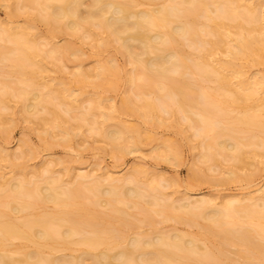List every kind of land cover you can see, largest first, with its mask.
<instances>
[{"label": "bare ground", "instance_id": "obj_1", "mask_svg": "<svg viewBox=\"0 0 264 264\" xmlns=\"http://www.w3.org/2000/svg\"><path fill=\"white\" fill-rule=\"evenodd\" d=\"M1 1L10 3L11 7L12 5L17 7L21 4L23 5L24 9L25 7H27L26 9H28V5H33L32 7L38 8V12H43V15H41V17L43 16V20H45L49 27V31L47 33V35H49V38H47L45 44L51 46L48 47L49 51H46L49 55L46 52L43 53H46L45 55H47V58L50 56L57 57V55L60 54L61 57H59V59L62 63V66L65 65L64 63H67L66 59H68V55L72 56L78 51L75 50V53L71 52L73 54L66 53L68 51H71L69 42L64 43V45L60 47H57V45L55 44H53L52 46L49 40L51 37L57 35V31L59 33L66 32L68 36H71L70 38H72V36L77 37L80 35H84V37L92 40L93 47L99 50L100 48H108L114 42L117 43V50H119V52L127 57L132 63L133 70L130 71L131 73L129 72L128 74H126V83L128 82L129 84H136L137 87L139 86V89V84L144 80L145 83H141V88H143L146 83L148 87L151 85H159L160 87L158 89L165 90L163 92H166V94L164 96L162 94V96L164 98H168L169 101L171 100L173 102L172 104H174L173 107L175 108L174 109L169 107V104L171 102L169 103L166 98L165 99L167 101H160V97L159 99H156L158 100L156 101L153 100L154 98L152 99V96L151 99H146L148 95L144 97L145 99L141 100L142 102L140 103V105L136 106L133 103V100H131L132 98L128 96L129 94L127 93L125 98L121 102L120 107L116 110L118 113H129L136 110L146 122H150L152 124H154L155 122H157L158 124H164L165 121L162 119V115L160 116V113H170V116L175 117V115H173L174 111L179 112L181 114V119L183 118L184 121L186 119L189 124L198 123L200 138L202 139V143L204 142L203 145L201 143L200 146L203 147L202 150L204 149L205 153L206 151H211V148L216 147L217 151L221 150V152H230L226 155H228L229 157L230 154H232L230 158L232 157L231 160H236L237 164L247 163V160L244 161L245 154L242 152L244 150L241 149V147H245L247 143L245 144L244 142L240 141L244 139L242 137H240L242 139H237V137H239V134L237 132L243 131L244 133L249 128H256L257 130H260V132H263L264 130V74H258L257 77L254 78V80L248 81V79H244L243 72L237 64L239 61H243L244 63H247L249 65H255L264 61V28L262 27L261 23L262 17L260 15V11L256 8V6L246 3L245 0H175L176 3L172 2L174 0H171V3L169 2V5H162L158 8L147 7L144 9H137V7H139L143 3L152 4L154 0ZM19 1L22 3L19 4ZM172 3L181 7H183L184 5L187 7L178 9L179 7L175 8V6H171ZM210 5H213L215 7L214 10H211ZM20 7L18 9H21ZM188 8L191 11L193 9L192 13L191 11H188ZM195 9L197 12L199 11L201 14H203V16L201 15L203 19L205 18V25L200 23L204 28V32L201 31V33L203 32L204 34L203 37L200 36L201 33L199 34L197 30L199 29L197 28V17H200V14L198 15L197 12L194 13ZM189 14L192 15L191 18L189 17ZM32 28V26L27 24L26 26L22 27L17 25L0 24V35L2 34L1 36H3V39L5 38L7 42L11 43V45L13 44V47L7 49V51H2L3 49L0 48V65L3 64L6 60H10L6 75H8V77L15 76V78L18 80L17 83L24 86L22 89H20L21 86L19 87L18 85H15L13 89L18 86L19 90L15 91L14 94L12 93L13 91H11L12 89H9L11 93L7 90L8 86L6 89V84L2 86L4 87V90L2 89L3 91L0 92V128L5 129L4 125H6V118L8 116L6 115L7 117H5L3 111L13 109V105H10V99L14 96L15 98L18 97V100H21H19L20 102H17L18 104L16 103L21 112H24L31 117H34V115L36 114L37 116H39L38 112H44V114H47L49 116L47 119H45L46 116L42 119L41 116L37 117L41 122H44V125L47 124V128L45 127V129H43L44 135L50 134L49 131H57L63 135L60 141L66 142L75 134L71 132L72 130L70 128V125L67 122L66 118L62 117L63 114H60L62 111L59 108L64 106V108L66 107L65 110L69 112L70 110L77 108L75 107V104L78 105V102L82 103L87 101L89 104V106L87 107L89 111H87L89 114L88 116L92 115L93 117H95L98 115V119L95 118L93 122L94 124H92L94 126L88 127V130H90V132H94L103 140H106L114 151L119 150L118 152L126 151L130 153L132 150H134L136 139L131 136V133L138 131L136 129V126L126 125L120 122V119V121L116 120V118L114 120L113 116L111 115L112 112L115 111V108L113 106H109L111 111H108L106 113L101 111L103 103L107 99L98 96L99 94L97 95V92H95L98 88H102L100 90H104L105 88L103 89V87L106 86V88L109 89V87L113 86V82L115 84V78L117 77L118 69H116L113 61L109 60V63L106 65L99 64L97 66V71L93 75H90L82 68L81 70L78 69V71L72 74V78L75 77L74 79H76L79 84H89L90 87L88 85L87 87L93 90V92L90 94L85 92L83 89L77 93H73V90L65 87L62 83H59L60 88H54L55 86H53V84L42 85V83L40 84V82L37 83V77L42 76V73L48 69L47 66L49 62L46 61V63V59L40 58L44 55L43 53H39V45H37L38 42L34 38L35 33L30 31ZM200 29H202V27ZM96 30H98L97 33L103 34L104 37L97 39L98 37L96 34ZM187 37L190 41L202 46V49L199 50L200 52L198 51L199 54H197L194 59L190 58L191 56L189 57L190 54L188 52L184 54L182 52V48L180 47L181 45L179 44V39L183 40ZM219 48H223L226 50V54L229 58L227 61L213 60L211 58L212 53ZM65 54H67V56ZM254 57H257V59ZM72 58H74V60L76 61L78 57L75 59V56H73ZM98 63L99 62H97L96 64ZM79 67L81 66L79 65ZM176 72L178 74L180 72L181 76L185 77L190 75L192 76V79L196 80L195 78H198L201 81H198V83L196 80L193 84L196 87L195 89L199 91V94H202V96H204V102H202V96V99L200 98L201 102L204 103L203 105H205L204 107L201 104L204 108H199L198 103L194 104L189 99H187L188 101L185 100L186 98L184 97L186 96V94L189 93L192 95L195 90L190 87L191 85L193 86L192 83L187 84L189 82H185L186 80H183L182 78L178 80V77L180 76H178ZM174 73L177 75V79H175L174 76V78L172 77ZM203 81L213 82L215 83V86L212 89H208L206 88V86H203L205 84V82L203 83ZM232 81H236V83H232ZM196 83L197 85H195ZM200 83H203V85H200ZM39 86H43L44 88H46V91H48L47 93L49 94L41 96L42 94L38 95V92L36 94L32 93L28 89L25 90L27 87H29V89H34L35 87ZM196 94L198 95V93ZM88 95H90V97H88ZM258 95L262 96L258 97ZM197 97H200V95ZM196 101L199 102L198 100ZM201 102H199V104ZM249 102L252 103V105L255 104L253 105L254 108H251L249 106L251 108L249 109V107H247L249 105ZM247 103L248 105L245 106ZM235 105L239 108H242L241 110L243 112L239 113L240 115H238L237 117L234 116L233 118H229V116L228 118H225L222 115L227 120L226 124L222 126L220 122L223 121L224 123V119H221L219 121L217 117L219 118L221 113L219 115L218 113L223 112L225 115H228L227 109ZM57 106L61 112L56 109ZM167 108H170L171 111H168ZM193 109L196 110V112ZM63 113H66V111ZM191 113H196L195 115L197 118H193L195 115H193L192 117ZM176 119L177 118L173 119V124L175 123L174 125L178 127L180 122L179 120L176 121ZM83 122L80 125L87 126L86 123ZM8 125L9 123L6 126ZM108 127L111 128L108 130ZM242 128H244L245 130H243ZM249 131L251 132V130ZM235 132L238 134L236 135V137L234 136L235 134H232ZM246 133L248 132L246 131ZM194 134H196V131ZM147 137H149V135ZM222 137H231L232 139H234L233 141H235V143L231 144L225 139L220 140V138ZM248 137L251 138L244 140H254L257 138L256 135H251ZM258 140L259 141L256 140L257 143L255 142V144H253V147H263L264 150V139L260 138ZM230 141L232 140L230 139ZM128 143L129 148L124 149V144ZM251 145H249L248 148H250ZM247 146L248 145H246V147ZM165 148V150H167L168 152L171 151V147H169V145ZM5 150L3 148L0 149V159L3 158L10 163V161H12L10 160V153L6 152ZM210 151L204 157H208V155H210L209 158H211L214 155V152H211L213 154L212 155ZM257 152L258 151L256 150H252V152H249V155L251 157H259L258 155H260L261 153L259 154ZM202 154L204 155V153ZM262 154V156H264V151ZM169 158L172 157L166 156V159L169 160ZM247 158H249V156ZM208 161L212 160L208 159ZM213 162H216L215 159L213 160ZM249 162L250 160L247 164H249ZM44 169H46L44 170V173L48 172L49 174V172L51 171L50 169L48 171V167ZM52 171L50 172V174H52ZM133 172L130 173L131 175L128 174L129 176H125L127 177L125 182L128 181L132 183L136 180L135 173L138 172ZM140 173L141 172H139L138 174ZM83 177L84 176L81 175V177L79 178L83 179ZM228 177L230 176L228 175ZM106 180L108 181V183L112 184L111 186L109 185L110 187L108 189L105 188L103 190H100L98 180V182L95 181L92 182V184H76L71 188L69 187V189L68 187H66L67 189L63 188L64 190H60L59 188L61 187H58V183L61 181L58 178H52L50 181H45V186L38 187L37 184V187H32L35 188L34 193L32 194L31 192H29L30 194L27 193V190H25V181L21 182L19 180L20 182L14 184L9 183L8 185H5L4 183L0 185V190H4V188L8 189L7 192L6 190L3 191L7 193H4V195L7 196L9 194V196L5 198L6 200H2V197L4 195L2 196L1 194L2 197H0V201H3L7 208V212L4 209L5 205L2 210L0 209V264L207 263L204 260L201 261L200 259L202 258H199L198 260L197 258L194 259V256H205L208 253H211L210 249L208 247L201 248L197 242V239L191 237L185 239L186 236L180 233H173L170 236H159L158 234V236L152 237L150 241H143V237L137 238L138 236L132 238L129 237V239L127 238V241L125 242V245L123 247H120L121 242L116 240L115 233L112 234V230L115 228L114 226H110L112 223V219L120 221V219L118 218L121 217L120 211L122 210L119 211L116 209V207L114 208V203L126 200L125 202L127 203L125 204L128 205L129 208L132 207L134 209H142L143 206L141 207L142 204L141 202L139 203V198L143 200L145 194L141 198V196H139L140 192H137L138 190L135 191L131 189L132 187L128 188L127 186V188H124V185V187H122V185H119L117 183V181L120 182V178L116 179L113 176H110V174L107 175ZM160 180L163 179L161 178ZM150 181L149 183L144 184L145 187L142 185L145 188L143 190L147 191V193L151 191L156 192V189L158 190L161 182L155 183V181L158 182V180H153V182ZM133 184L136 183L133 182ZM26 188L29 189L30 187ZM83 191L91 193L94 196V199L97 198V195L95 193L100 192L101 194H99V196L101 195L100 197H103V199L105 200L104 203L106 207H111L110 209L113 208V210L115 211L114 215H116L117 217H113H116V219L112 218V214H110L111 216H109V218L104 217L103 219L105 220V218H108L107 222L104 223V221H102V225L101 227H99L98 225L101 221L100 219L98 220L99 217H92V215L90 216L88 214L89 212L85 208V203L83 202L85 200L81 198V195L84 194ZM257 191L260 192V196L257 197V199H259L257 201L258 203L255 202V204H252V208L254 209L249 207L251 205H249L248 207L245 206L246 204H242L243 207L241 206L242 208L240 210L236 209V206L234 207L235 203L233 202L235 199L234 198L231 199L232 202H225L226 204H221L220 206H218L219 208L221 207L220 209L218 208L217 210H214V202H212L213 200L210 201V203L212 202L213 205H210L209 199L207 201L204 199L206 201L205 202L201 198H196L197 200L195 199L194 201H192L193 205L189 204V206L188 204H186L189 201L185 204L183 203L182 205L180 203V206L178 207L174 205V210L175 212L177 211L176 213H179V211H181V213L187 214L184 217L187 216L188 220H186V218L184 219L185 222L188 221V224L190 225L195 222V219L191 216L196 217L197 213L198 215L200 214L201 218H203V220H205L206 223L209 224L208 227L207 224H205L204 226H200V229L202 228L200 230V233L202 234L203 238L207 235L206 231L207 233H209L212 229H214L212 226L214 225L215 227V225L217 224L219 230L217 227L218 231L215 232L218 234L214 232V230L216 229L212 230V232L220 237L223 235L227 239L233 238L234 236L231 237L230 235L235 232L231 231V233V229L226 227V225L228 226L230 224L231 226H234V224H237L238 221H241L240 224L242 225V227L243 224H245L246 226L244 227L242 232L243 236H237L238 238H246L242 239V241L245 240L244 242H246L249 238L247 236L250 232L254 231V234L256 232V234L259 235L260 238V235L264 233V188H258ZM33 194H35L38 200ZM120 195H122L123 199L119 198ZM152 195L154 196L156 195V193ZM30 197L32 199H36L32 201H40L41 203L46 205L49 204L48 206H52L51 210L43 211L41 213H32L30 211L26 213V211H28V209H31V207L34 205V203L32 204V201H30L31 203L29 202ZM253 199H251L250 201H253ZM149 201H143L146 203L144 205V208L146 206V209H148L147 211H152L154 214L160 215L162 213V209L156 210V208H152V206L155 207V200L152 203ZM156 201L159 200L157 199ZM238 201H240L239 198ZM238 201L236 203H238ZM156 205L158 207L161 206V204L160 206L158 204ZM209 206L213 210H209ZM21 213H25V216L20 219H13L12 217H10V215L12 214ZM116 213L119 215H117ZM122 213L124 214V212ZM169 216L170 215L164 214V218L166 220H175V218L178 217L177 214H175L176 217L172 216L173 218ZM89 220L95 222L92 223ZM126 220L128 219H125V224H123L127 226L126 223H130ZM88 221L91 223L88 224ZM106 223L108 225H106ZM115 223L113 221L112 225ZM103 224H105V227L107 229L105 227L104 229H102ZM109 227H112L113 229ZM209 228L211 229L208 230ZM76 236L80 237L76 239ZM55 238L59 239L55 240ZM260 238L258 240H260ZM220 240H222L219 241L221 244V242L223 243L224 240L228 241L231 239L223 240L221 238ZM14 241H21L22 245H14ZM262 241L260 240V243H258V241L256 243V247H258L257 250H259L255 251L256 257L255 255H253V249L251 250L247 246H245V248L240 251L242 256L247 255L248 257L249 255H251L250 252H252V255L255 257V264H262V262L264 263V242ZM220 244H217L218 246H216V249H218L219 253L223 251L222 254H220L223 255L224 250H221L223 244ZM224 244L227 243L224 242ZM251 244H253V242ZM71 245L79 246L82 248L80 250H77L78 252L75 255L71 253L60 254L56 256L45 255V251L59 252L61 251V248L59 247L67 249ZM119 247L120 249L116 251L115 249ZM252 247L254 248L253 245ZM114 250L115 252H113ZM74 252H76V250H74ZM218 252L217 254L219 255ZM211 255H213V252ZM250 257L251 256H249L248 258ZM249 264H251V262H249Z\"/></svg>", "mask_w": 264, "mask_h": 264}, {"label": "rangeland", "instance_id": "obj_2", "mask_svg": "<svg viewBox=\"0 0 264 264\" xmlns=\"http://www.w3.org/2000/svg\"><path fill=\"white\" fill-rule=\"evenodd\" d=\"M169 2L171 3V0H154L152 4L143 3L142 5L137 7V9H144L147 7L148 8H156V7L158 8L162 5H169ZM172 2H175V0ZM245 2L248 4H251L253 6H256V8L260 11V15L262 17L261 23H262V27L264 28V0H245ZM18 3L20 4L22 2L19 1ZM20 6L18 5L16 7V6L12 5V7H11L10 3H8V2L5 3L4 1L0 0V24L1 25H7V24L8 25H17V26H21V27L26 26V24L32 26L33 28L30 31L35 33L34 38L38 42L37 45H39L38 48L40 49V50L38 49L39 53L46 52L48 50V47H51V46H49L48 44H45L47 38H49L48 37L49 35H47V33L49 31L48 30L49 27H48L47 23L45 22V20H43V16L41 17V15H43V12L42 11H41V13L38 12V10H37L38 8L32 7L33 5H30V6L28 5V9H26L27 7H25V9H24L23 5H21V4H20ZM171 6H173V7L175 6V8L179 7L178 9H182L183 7H187L185 5L183 7H181L179 5H174V3H172ZM210 6H211V10H214L215 7L213 5H210ZM19 7L21 9H18ZM188 11H191V10L189 9ZM192 11H193V9H192ZM192 11H191V13H192ZM195 12H197L196 9L194 10V13ZM197 13H198V15L200 14L199 15L200 17H197V19H198L197 24L199 25V27L197 25V28H199L197 30L200 34L201 31L204 30L202 24H204L205 18L203 19V17H202L203 14H201L199 11ZM189 17L191 18L192 15L189 14ZM200 23H202V24H200ZM55 27H56V25H55ZM201 27H202V29H200ZM97 31L98 30H96V34L98 37L97 39H99L101 37L103 38L104 35L101 33H97ZM203 32L200 34L201 37H203V35H204ZM58 33L59 32L57 31V35L54 34L56 36L51 37L49 40V42H50V44H52V46H53V44H55V45H57V47H60V46L64 45V43L69 42V45L71 46L70 47L71 51H68L66 53L73 54L71 52L75 53V50L78 52H76L77 54L75 53L72 56H69V55L67 56V54H65L68 59H66L67 63H64L65 64L64 66L61 65L62 63L60 62V59H59V57H61L60 54H58L59 56L57 54H54V55H57V57L55 56L56 59L54 56H50L52 58L48 57L50 59L49 60L47 58V55H45L46 53L48 54V52L43 53V55L45 57L43 56L40 58L46 59L45 62L48 61L49 64L47 66L48 69L42 73V76L37 77V80H36L37 83L40 82V84L42 83V85H45V84L52 85L53 84V86H55L54 88H56V87L60 88L59 83H62L65 87L69 88L70 90H73L74 91L73 93H77L83 89L85 92L90 94L93 92V90H91L89 88L90 87L89 84L86 83L85 84L86 87L84 84H79L76 81V79H74L75 78L74 76H73L74 78H72V74L74 72L78 71V69L81 70V68H82L83 70L87 71L90 75H93L97 71V66L99 64H105L106 65L109 63V60H112L114 65L116 66V69H118V73H117L118 78L117 77L115 78V80H116V81L114 80L115 84L113 82V86L109 87V89L106 88V86H104L103 87V89L105 88L104 90H100L102 88H98L95 92H97L96 93L97 95L99 94L98 96L107 99L103 103L101 111H103L105 113L108 111H111L109 106H113L115 108V111L112 112L111 115L113 116L114 120H115V118H116V120L120 119L121 121L120 120L119 121L126 124V125L136 126V129L138 131L131 133L132 135L129 134L136 139V143L134 145L135 149L132 150L130 153L126 152V151L125 152L124 151L118 152L119 150L114 151L111 148L110 144L106 140H103L94 132H90V130H88V127L94 126L92 124H94L93 122H94L95 118L98 117V115L95 117H93L92 115L88 116L89 111H88L87 107L89 106V104L87 101H85V102L80 101L82 103L78 102L79 106L77 104H75V107H77V108H74V109L70 110L69 112L67 110H65L66 107L64 108V106L59 108L62 112L58 109V106L56 107V109H58L59 112H61L60 114H63L62 117L66 118V120L69 123L70 128L72 130L71 132L73 134H75L68 141L61 142L60 139L63 137V135L57 131H51V132L49 131L50 134L44 135L43 129H45V127L47 128V126H46L47 124L44 125L43 124L44 122H41L39 120V118H37V117L41 116V119H42L46 116L45 119H47L49 117L47 114H44V112H40V113L38 112L39 116H37V114L34 115V117L28 116L26 113L21 112V110L19 109V107L17 105L18 104L17 102H20L21 100L19 99L20 100L19 101L17 99L18 97L15 98L13 96L10 99L11 100L10 105H13L12 106L13 109L3 111V114L5 115V117L8 116L6 118L7 120L5 119L6 120L5 124L7 125L9 123L10 126L4 125L5 127L4 126L3 127L5 129L0 128V149H2V148L4 150L6 149L5 151L10 153L9 156L12 157V158L10 157V160H12V161H10V163H9L3 158H1L2 160L0 159V185H2L4 183H5V185H8L9 183L14 184V183H17L20 181L21 182L25 181L26 182V183H24V186L26 185L24 187L25 190H27V193L31 192V194H32V193H34V190H35V188H32V187H37V184H38V187L45 186V184H46L45 181H50L52 178H54V179L58 178L61 181L58 183L59 184L58 187L62 188V189L59 188L60 190H64L66 187H68V189H69V187L71 188L72 186H74L76 184H78V185L92 184V182H95V181L98 182V180H99V184H98L99 189L103 190L105 188L108 189L112 185V184L108 183V181L106 180L107 175L110 174V176H113L116 179L120 178V182L117 181V183L119 185H122V187H124V186H125L124 188H127V187L131 188L132 187L131 189H133L135 191L138 190L137 192H140L139 196H141V198L145 194L143 197V200H141L139 198V200H140L139 203L141 202L142 205L141 204L140 205H141V207L143 206L142 209L141 208H137V209L135 208L134 209L132 207L129 208L128 205L125 204V203H127V202H125L126 200L114 203V208L116 207V209L119 211L122 210L120 212L121 213L124 212V214H125L124 215L123 213L122 214L120 213L121 217L118 218V219H120V221L112 219V223H113V221H114V223L119 222V223H115L113 225L111 223L110 226H114L115 229H113L112 227H109V228L114 230V231L112 230V234L113 233L116 234V237H115L116 240L121 242L122 245L120 244V247H123L125 245V242L127 241V238L129 239V237L132 238V237L138 236L137 238L143 237V239H142L143 241H145V240L150 241L152 237L158 236V234H159V236L160 235H162V236H166V235L168 236L169 235L170 236L173 233H180V234H183L186 236L185 239L186 238L188 239L189 237L197 239L198 240L197 242L201 248L202 247H208L210 249L211 253H208L205 256H199V257L194 256V259L197 258V260H198L199 258H202V259H200L201 261L204 260L207 262V263L203 262L204 264H231V263L232 264H235V263H237V264L238 263L239 264L240 263L241 264H244V263L249 264V262H251V264H253L255 262V257H256L255 251L258 248V247H256L257 246L256 243H257V241H258V243H260V240L262 241L264 239V233L262 235H260L261 236V238H260L259 235L256 234V232H255V234H254V231L250 232L247 236L249 238L247 239L246 242H244L245 240L242 241V239L244 237L243 238L240 237L241 241H242L241 242L240 238H238V236L239 235L243 236L242 232H243V229L246 225L243 224V227H242V225L240 224L241 221L240 222L238 221L237 224H234V226H231L230 224L228 226L226 225V227L231 229L230 232L231 231L235 232V233L231 232L232 235H230V236L231 237L234 236L238 239L233 237L234 239L228 238V239H231V240H228L223 235L221 237L216 235L218 233H216L215 231L219 230V227L217 226L218 224L215 225V227H214V225L212 226L210 224L214 229H216V230L212 229V230H214V232L216 234L214 232H212V230L209 233H207V231H206L207 235L204 236V238H203L202 234L200 233V230L202 229V228L200 229V226H204L207 223L205 220H203V218H201V215L199 214L200 215L199 216L197 213L198 216L197 215H196V217L191 216L195 219V222L192 223L193 225L192 224L190 225V224H188V221H186L187 222L186 223L185 219H184V218H186V220H188L187 216L184 217L187 214L181 213V211H179V213H176L177 211L175 212L174 209H175V206H177V207L180 206L179 205L180 203L182 205L183 203L185 204L188 201L189 202L186 204L193 205L192 201H194L196 198L197 199L201 198L202 200L205 199L206 201L209 199V203H210V201L213 200L212 202H214V207H213L214 210H217L219 208L218 206H220L221 204L224 205V204L228 203V201H231V199H234V198L235 199L233 202L236 205L234 203L233 204H234V207L236 206V209H238V210H240L243 207L242 204L243 205L246 204L245 206H247V207L249 205H251L249 207L252 208L253 203L254 204H255V202L258 203L257 201L259 199H257V197L260 196L259 195L260 192L257 191V189L258 188H261V189L264 188V156H262L263 155L262 153L264 150H263V147L262 148L253 147L254 146L253 144H255L256 140L259 141L258 139H260V138L264 139V130H263V132H260V130H257L256 128L255 129L249 128L248 130H246L248 133H246V131L244 133H243V131L237 132L239 135L236 132L232 133V134H235L234 135L235 137H236V135L239 136V137H237V139H242V138L248 139V138H251V137H248L251 135L257 136L258 139L256 137H254V138H256L254 140L253 139H250L247 141H245L244 139L240 140V141L244 142L245 144L247 143L246 145H248L246 147V145L243 143L245 145V147H243V148L241 147V149L244 150V151H242L245 154V160L244 161L247 160L246 162L248 163V161L250 160L249 164H247V163H244L245 165L239 164V163L237 164L236 160L235 161H234V159L231 160L232 157L230 158V156L232 154H230L229 157H228V155H226V154H229L230 152L226 153V151H224V152L223 151L221 152V150L217 151L216 147H213L214 149L211 148L212 149L211 151L209 150L210 153L214 152L213 153L214 155L211 153L213 155L212 156L213 158L212 157L209 158L210 155H208V157H204L205 155L208 154L209 151L208 152L206 151V153H205L204 149L202 150L203 147L200 146L202 143V139L200 138V134H199L200 130H198L199 129L198 123H194V124L190 123V124H192V125H190L186 119H185V121L183 118L181 119V114L179 112L174 111V109H175L173 107L174 104H172L173 102L171 100L169 101L168 98L165 97L169 101V103L171 102L170 103L171 105L169 103L168 104H169L170 108H174L173 109V111H174L173 115H175V117L170 116L169 115L170 113L169 114L163 113L164 115L160 113V116L162 115V119L165 121L164 124H158L157 122L152 124L150 122H146L145 120H143V118L140 116V114L136 110L129 112V113H118L116 111L120 107L121 102L123 101V99L125 98L127 93L129 94L128 96H130L132 98L131 100H133V103L136 106L140 105V103L142 102L141 100L145 99L144 97H146L147 95L148 96L150 95V96L149 97L147 96L146 99H148V98L151 99V96H152V99L154 98L153 100L159 99V97H160V99H159L160 101L166 100L163 97L166 94V92H163L165 90L158 89L160 87L159 85H155V86L151 85V86H149L150 87L149 88L147 86V83H146V85H144V87L141 88V85H142L141 83H143V84L145 83V80H144L141 83L139 82L140 83L139 84L140 89H139L138 88L139 86L137 87L136 84L134 85L133 83L132 84H129L128 82L126 83V80H125V77L127 76L126 74H128L130 71L133 70L132 63L127 57H125L123 54H121L119 52V50H117V47H118L117 43L114 42L108 48H106V49L100 48V50H99V49H96L95 47H93L92 40L84 37V35H80L77 37L72 36V38H70L71 36H68L66 32H61L59 34ZM1 38H0L1 39L0 40V48L3 49L2 51H7V49H10L11 47H13L12 46L13 44L11 45V43L7 42L5 38H4L5 39L4 40L3 36H1ZM187 39H188V37L186 39L184 38L183 40L179 39V44L181 45L180 47L182 48V52L184 54H186L188 52L190 54L189 57L191 56L190 58L194 59L196 57V55L199 54L198 51L202 49V46L195 43V42L190 41L189 39L187 40ZM182 41H184V42H182ZM187 41H189V42H187ZM197 45H199V46H197ZM1 49H0V51H1ZM73 56H75V59L77 57L79 59L77 58L75 61L74 58H72ZM69 57H71V58H69ZM211 58L213 60H221V61H227L229 59L227 54H226V50L223 48H219V49L215 50L212 53ZM254 58L257 59V57H254ZM67 60H69V61H67ZM59 62H60V65H59ZM97 62H99V63L96 64ZM9 63H10V60H8V61L6 60L3 64L0 65L1 66L0 68H2V69H0V86H1L0 92H2L4 90V87H2V86L4 84H6L5 85L6 89L8 86L7 90L9 91V89H12L11 91H13L12 93L14 94L15 91L19 90L20 86H21L20 89H22L24 86L17 83L18 80L15 78V76L8 77V75H6V71H7ZM79 65L81 67H79ZM237 65L241 68V70L243 72L244 79H248V81L254 80V78H256L258 74L259 75L264 74V61H262L259 64H255V65H249L247 63H244L243 61H239ZM176 74L178 76H180V77H178V80L182 78L183 80H186L185 82H187V81L189 82L187 84H191V83L193 84L194 81H196V80H197V82L198 81L201 82L198 78H195L194 76L193 77L196 80L192 79V76H190V75L184 77V76L180 75V72H179V74L176 72ZM176 74L174 73L172 75V77L174 76L175 79H177ZM233 81H232V83H236V81L235 82H233ZM204 82H205V84L203 85ZM203 83L202 84L200 83V85L206 86V88H208V89H210V88L212 89L215 86L214 85L215 83H213V82L203 81ZM78 84L80 85V87ZM15 85H18L19 87L16 86V88L13 89L15 87ZM87 85L89 87H87ZM132 85H134V86H132ZM195 85H197V83ZM190 87L193 88L197 92L194 91L195 93L193 92L192 95L189 93L186 94V96L184 97V98H186L185 100L188 101L187 99H189L194 104L198 103L199 108H202L203 106L205 107V105H203L204 103H202V102H204V98H203L204 96H202V94H199V91L195 89L196 87L194 86V84H193V86L191 85ZM27 89L30 90L32 93L37 94V92H38V95L42 94L41 96H45V95L49 94V93H47L48 91H46L47 89L44 88L43 86L35 87L34 89H32V88L29 89V87H27L25 90H27ZM11 91H9V92L11 93ZM196 93H198V95ZM162 94H163V96H162ZM199 95H200V97H197ZM201 96L203 98L202 102L200 100ZM260 96H262V95H258V97H260ZM88 97H90V95H88ZM193 98L194 99L197 98V99L194 100ZM85 99H87V98H85ZM192 99H193V101H192ZM196 100H198L201 103L199 104V102H197ZM156 101H158V100H156ZM156 103H158V102H156ZM200 105H201V107H200ZM247 105H248V103L245 106H247ZM253 105H255V104H253ZM253 105H252V103L249 102V105L247 107L250 106L251 108H254ZM250 107H249V109H251ZM170 108H167V110L171 111ZM244 108H246V107H244ZM241 109L242 108H239L236 105L231 106L227 109L228 115H225L223 112H219L218 115L221 113L220 114L221 117L219 116V118L217 117V119H219V121L221 119H224V123H223V121L220 122V124L223 126L227 122V120L225 118H228V116H229V118H231V117L233 118L234 116L237 117L238 115H240L239 113L243 112ZM65 111H66V113H63ZM194 111L196 112V110H194ZM67 112H68V114H67ZM1 113H2V111H1ZM109 113H111V112H109ZM96 114H97V112H96ZM191 114L193 117V115H195L196 113H191ZM195 117H196V115L193 118H195ZM175 118H177L176 121L179 120V122H180V124L178 125L179 129L177 126L174 125L175 123L173 124V119H175ZM37 119L39 122L37 121ZM83 121L86 123L87 126L80 125V124H82ZM174 126L176 129L174 128ZM110 128L111 127H108V130ZM242 129L245 130L244 128H242ZM249 130H251V132ZM195 131H196V134H194ZM148 135H149V137H147ZM240 137H242V138H240ZM224 139L227 140L228 142H230L231 144L235 143V141H233L234 139H232L231 137L220 138V140H224ZM230 139L232 141H230ZM203 143H202V145H203ZM168 145H169V147H171L170 148L171 151H169V152L167 150H165L166 149L165 147ZM249 145H251L250 148H248ZM123 148L124 149L129 148V143L124 144ZM252 150L258 151L257 153H259V154L261 153L260 154L261 156L260 155H258L259 157L254 156L255 158L253 156L251 157L249 155L250 154L249 152L250 151L252 152ZM202 153H204V155ZM201 155L203 156V158ZM166 156L167 157L171 156L172 158H169V160H168V159H166ZM248 156H249V158H247ZM250 158H252L253 160ZM208 159L212 160V161H208ZM214 159L216 161L215 163L213 162ZM43 167L44 168L48 167V171H49V169L51 171L53 170L52 174H50L51 171L49 172V174H48V172L44 173V170H46V169H44ZM65 171H67V172H65ZM131 171L132 172L137 171L138 173L141 172L140 174L135 173L136 174L135 175L136 180L133 182L136 184H133V182L131 183L128 181L125 182V180L127 179V177H125V176H129L128 174L132 173ZM231 173H234V174H231ZM46 174H48V175H46ZM81 175L84 176L83 179L79 178V177H81ZM228 175L230 177H228ZM156 177H158V178H156ZM161 178L163 180H160ZM153 180L154 181L158 180V182L155 181V183L161 182V185L159 184L160 186L158 187V190L156 189V192L151 191V192L147 193V191L143 190V189H145L144 184L149 183V181L153 182ZM80 181H81V183H80ZM137 181H138V183H137ZM77 182H79L80 184ZM126 184H128V185H126ZM34 185H36V186H34ZM113 185H114V183H113ZM26 187H30V188L28 189ZM5 190H6V192L8 191V189H5V188H4V190H0V197H2L4 195L5 192H3V191H5ZM140 190H142L143 192ZM83 192H84V194L81 195L82 196L81 198L83 200H85V201H83L85 203L84 204L85 208L89 212L88 214L90 216L92 215V217L93 216L99 217L98 220L99 219L101 220L99 222L100 224L99 225L97 224L99 227H101L102 221H104V223L107 222L109 216H111L110 214H112V216H111L112 218L116 219L117 216L114 215L115 211L113 210V208L110 209L111 207L110 208L108 206L106 207V205L104 203L105 200L103 199V197L102 198L100 197L101 195L99 196V194H101L100 192L95 193L97 195L96 199H94V196L91 193H88L86 191H83ZM155 193L157 196L156 195H154V196H156L157 198L152 195ZM1 194H2V196H1ZM5 194H7V193H5ZM158 194H160V195H158ZM33 195L35 196V194H33ZM4 196L2 197L3 198L2 200H6L5 198L8 197L9 194L7 196L6 195H4ZM151 196H153L154 199ZM251 197H253L254 199ZM35 198L37 199L36 196H35ZM35 198L32 199L30 197L31 200L29 199V202L34 200ZM119 198L121 199L122 195H120ZM238 198L240 201H238ZM97 199H98V201H97ZM157 199L159 201H156ZM236 199H237L238 203H236L237 202ZM251 199H253V201H250ZM144 200H145V202L150 200L149 202H151V203L155 200L154 202L156 204H158L159 206L161 204V206L158 207L156 204L153 203L155 207L152 206V208L153 209L156 208V210L162 209L161 210L162 213L160 215H156L152 211H147L148 209H146V206L144 208V205L146 204L145 202H143ZM2 202L0 201V203H1L0 209L1 210L3 209V207L5 205L4 202L3 203ZM159 202H160V204H159ZM212 202L210 203V205L211 204L213 205ZM259 202H261V201H259ZM33 203H34V205L31 207V209H28V211H26V213H28L29 211L32 213H41L43 211H50L52 208V206H48L49 204L46 205V204L41 203L40 201H36V202L32 201V204ZM172 207H174V208H172ZM147 208H148V206H147ZM4 209L7 212L6 205H5ZM208 209L210 210L212 208L209 206ZM252 209H254V208H252ZM164 214L170 215L171 217L175 216V214H177L179 218L178 217L175 218L176 217L175 216L174 217L175 220L174 219L173 220H170V219L166 220L164 218ZM117 215H119V214H117ZM23 216H25V213L10 215V217H12L13 219H20ZM113 216H116V217H113ZM233 216H235V215H233ZM104 217H108V218L107 219L105 218V220H103ZM72 218H74V217H72ZM89 219H91V218H89ZM125 219H128L126 221L130 223V224L126 223L127 226L124 225ZM89 221H91V220H89ZM89 221L87 222L88 224L92 222V221L91 222H89ZM94 222L95 221H93L92 223H94ZM106 225H108V224L106 223ZM208 225L209 224H207V227H208ZM104 227H105V224H103L102 229H104ZM217 227H218V230H217ZM210 229L211 228H209L208 230H210ZM79 237L76 236L75 238L78 239ZM221 238L223 240L224 239L228 240V241L224 240L223 243L221 242V244L224 245V246L222 245V249L220 248L221 250H224L223 255H220V254H222L223 251L221 253H219L218 249H216V246H218L217 244H220L219 241H222V240H220ZM259 238H260V240H258ZM56 239H59V238H55V240ZM244 239H246V238H244ZM123 240H125V241H123ZM251 240H252L253 244H251L252 243ZM254 240H256V241H254ZM58 241H60V240H58ZM224 242H226L227 244H224ZM262 242H264V240ZM249 243H250V245H249ZM13 244L21 246L22 242L21 241H14ZM214 245H215V247H214ZM252 245L254 246V248L252 247ZM245 246L249 247L251 250L253 249L252 251H254L253 255H255V257L252 255V252H250L251 255L248 254L249 256H251L250 258H248L249 256L247 257V255H245L246 257L243 255L245 258L242 256L240 251L243 250V248H245ZM120 247L116 248L115 250L116 251L119 250ZM219 247H221V246H219ZM59 248H61V251H59V252L45 251V255L46 256H56V255H60V254H69V253L75 255L78 252L77 250H80L82 247L71 245L67 249H64L63 247H59ZM74 250H76V252H74ZM115 250L113 252H115ZM216 250L219 253V255L217 254ZM251 250H249V251H251ZM257 251H259V250H257ZM212 252H213V255H211ZM203 257H204V259H203ZM249 259H252V260H249ZM257 262H258V260H257ZM262 264H264V263L262 262Z\"/></svg>", "mask_w": 264, "mask_h": 264}]
</instances>
